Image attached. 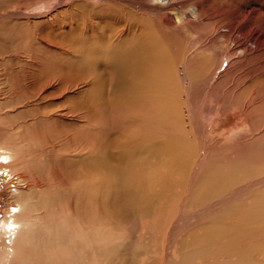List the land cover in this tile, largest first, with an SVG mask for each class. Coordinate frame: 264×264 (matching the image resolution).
<instances>
[{
  "label": "rangeland",
  "instance_id": "rangeland-1",
  "mask_svg": "<svg viewBox=\"0 0 264 264\" xmlns=\"http://www.w3.org/2000/svg\"><path fill=\"white\" fill-rule=\"evenodd\" d=\"M154 1L0 0V148L14 142V160L19 165L14 175L23 177L22 196L31 199L35 216L31 228L22 230H33L34 224L49 214L54 198L55 210L58 216L65 217V223L68 214L73 228L79 222L83 212L74 194L86 166L81 157L74 156L78 145L86 146L88 139L98 133L104 139L103 145L107 144L102 151L115 165L114 140L119 131L111 128L115 121L112 122L115 114L109 100L113 93L111 75L108 68L95 67V63L103 61L105 45L124 41L118 30L125 22L132 28L129 36L135 38L131 43L142 42L135 36H141L139 26L146 24L171 53L178 71L175 77L185 121L183 129L190 138L194 135L200 141L211 140L209 148L217 137L227 141L246 134L248 126L240 108L232 105L246 104L253 92L264 112V0H167L171 5L162 3L166 0ZM192 10L197 11L195 17L191 16ZM115 20L120 21L117 24ZM103 29L108 31L107 36L99 35ZM243 47L248 52L241 50ZM87 55L92 56V62L87 61ZM82 70L85 78L94 77L100 85L95 105L87 93L89 83L83 76L80 78ZM86 122L103 125L95 131ZM94 141L98 143V139ZM10 184L0 178V225L10 202L7 192L13 190ZM241 189L236 199L241 198ZM226 197L222 203L225 208L235 201L234 197ZM111 215L99 214L97 227L101 224L103 228L108 218L113 220L117 237L122 235L128 242L125 264H159L167 253L177 257L176 242L166 243L167 230L159 233L164 230L155 231L156 227L154 233V226H148L153 220L148 216L139 215L130 225L120 223L118 213L111 211ZM193 215L194 212L183 215L179 230L193 221ZM28 217L23 213L20 222ZM141 223L150 236L144 228L138 229ZM163 234H168L164 242L171 249L162 242Z\"/></svg>",
  "mask_w": 264,
  "mask_h": 264
},
{
  "label": "bare ground",
  "instance_id": "bare-ground-1",
  "mask_svg": "<svg viewBox=\"0 0 264 264\" xmlns=\"http://www.w3.org/2000/svg\"><path fill=\"white\" fill-rule=\"evenodd\" d=\"M162 3L171 5L167 0ZM196 12L192 10L191 16L195 17ZM139 27L141 36L135 37L142 39L141 43H131L135 38L129 36L132 28L125 22L118 30L124 41L105 45L103 61L95 63V67L108 68L111 75L113 93L109 100L115 114L111 128L119 131V136L114 140L115 165L102 151L107 144L103 145L104 139L98 133L88 139L86 146L76 148L74 156L81 157L87 168L83 167L78 176L82 181L74 194L83 212L74 228L68 223L71 214L65 223V217L58 216L55 210V198H50L55 204L51 203L49 211L46 209L49 214L30 229L35 216L31 199L22 196L23 177L14 175L19 166L14 160L16 146L11 141L8 148H0V178L6 184L15 182V188L11 191L9 187L7 192L10 202L0 225V264H125L128 242L122 235L117 237L113 220L108 218L103 228L101 224L97 227L98 215L112 216L111 211L118 213L120 223L133 222L144 215L153 220L147 221L148 226H154L153 231L156 227L155 231L164 230L159 233L167 230L166 243H177V257L164 254L165 261L159 264H264V112L256 94L253 92L250 101L242 106L232 105L240 108L241 118L247 123L245 135L227 141L217 137L209 148L211 140L200 141L194 135L190 138L183 129L173 57L167 46L158 42L151 27ZM100 33L104 37L108 31ZM241 50L248 52L244 47ZM91 58L86 57L88 62H92ZM184 72L188 75L186 68ZM83 80L89 83L87 93L95 105L100 85L94 77L83 76ZM97 123L86 125L99 131L103 124ZM54 173L58 174L57 170ZM242 187L238 195L243 198L236 199ZM228 195L233 204L225 208L222 203L226 196L229 200ZM165 211V217L161 216ZM192 212L193 221L185 223L186 228L184 225L180 232L179 221ZM23 213L29 217L21 223ZM139 226L151 235L146 225ZM23 227L30 228L22 230ZM164 235L166 238V234L160 237L164 239ZM118 257L123 259L118 262Z\"/></svg>",
  "mask_w": 264,
  "mask_h": 264
},
{
  "label": "built area",
  "instance_id": "built-area-1",
  "mask_svg": "<svg viewBox=\"0 0 264 264\" xmlns=\"http://www.w3.org/2000/svg\"><path fill=\"white\" fill-rule=\"evenodd\" d=\"M15 182H11V187L14 189L15 188V185H14Z\"/></svg>",
  "mask_w": 264,
  "mask_h": 264
},
{
  "label": "snow or ice",
  "instance_id": "snow-or-ice-1",
  "mask_svg": "<svg viewBox=\"0 0 264 264\" xmlns=\"http://www.w3.org/2000/svg\"><path fill=\"white\" fill-rule=\"evenodd\" d=\"M13 211H15V209H13Z\"/></svg>",
  "mask_w": 264,
  "mask_h": 264
}]
</instances>
